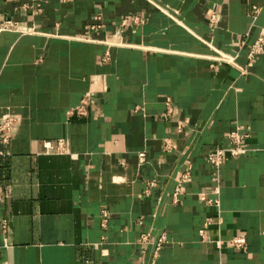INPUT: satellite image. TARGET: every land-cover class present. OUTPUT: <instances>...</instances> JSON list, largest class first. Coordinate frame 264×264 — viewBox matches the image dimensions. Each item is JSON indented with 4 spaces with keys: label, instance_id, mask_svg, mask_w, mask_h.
<instances>
[{
    "label": "crops",
    "instance_id": "0c3cea01",
    "mask_svg": "<svg viewBox=\"0 0 264 264\" xmlns=\"http://www.w3.org/2000/svg\"><path fill=\"white\" fill-rule=\"evenodd\" d=\"M0 15L22 29L0 32V264H264V52L246 67L264 0H0ZM234 129L246 151L215 175L205 156ZM58 139L68 152L45 153ZM141 233L164 236L156 256ZM235 236L242 250L215 244Z\"/></svg>",
    "mask_w": 264,
    "mask_h": 264
},
{
    "label": "built area",
    "instance_id": "2783aa9c",
    "mask_svg": "<svg viewBox=\"0 0 264 264\" xmlns=\"http://www.w3.org/2000/svg\"><path fill=\"white\" fill-rule=\"evenodd\" d=\"M34 1V0H33ZM258 8L252 7L251 11L249 13L250 17L254 18V16L257 13ZM215 17L212 16L210 19V26L214 24ZM125 22V21H124ZM134 23H139V20L135 18L133 20ZM16 30H22L16 22L4 19L0 15V32L2 31H16ZM243 40L239 39L237 40V45H242ZM264 52V34H260L248 47L247 52V63L246 67H250L253 65L255 60ZM108 58V54L105 53L102 60H106ZM234 56H230L228 54H225L223 52H218L215 56V60L226 62L228 64H233ZM241 72L244 73L245 69H241ZM90 102V95L89 93H86L85 96L82 98L81 102L78 106L70 109L68 111L69 115H76L79 117H85L87 115L88 106ZM171 109L167 110V114H171ZM13 119L7 118L4 121L0 122V140L3 144H8L11 138V128H12ZM246 137L245 134H242L237 129H234L233 131L229 132L227 135V145L226 146H219L214 147L210 149L206 156H205V162L206 164L215 172V175L218 172V169L220 166L229 158H234L246 151V149L242 146V141ZM41 146L44 149L45 153H55V154H65L68 152V145L65 139H58L56 141H43L41 143ZM139 160L140 162L144 161V154H139ZM188 177V172L182 174L178 180L177 185L174 188L173 193L171 194L172 202L175 203L178 201V196L182 193V183L186 182ZM155 185L154 181H150L147 183V188H151ZM147 189V190H148ZM146 190V192H147ZM215 190H209V191H202L198 193L199 200L206 206H218V199L217 198H211L209 197L210 194H215ZM107 217L108 214L105 210L101 211V227H105L107 223ZM211 223V220H207L206 225ZM9 228H8V222L5 218L0 217V232L3 235L2 244L3 247L7 246V234H8ZM200 234L203 233V230L199 231ZM164 236H160L157 238L156 241L152 242L150 240V234L149 233H141L139 235V244L141 247H145L148 244H154V253L153 256L157 255L158 250L160 249V245L164 241ZM215 244L219 248L221 244H227L230 248H232L235 251L242 250L245 245V239L242 236H235L228 240L225 243H222L221 241H216Z\"/></svg>",
    "mask_w": 264,
    "mask_h": 264
}]
</instances>
